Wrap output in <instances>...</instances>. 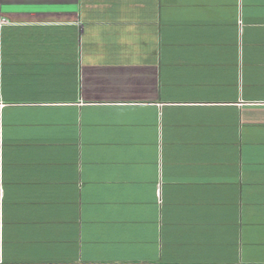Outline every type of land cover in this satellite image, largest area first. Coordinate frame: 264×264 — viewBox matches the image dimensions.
Masks as SVG:
<instances>
[{
    "label": "crops",
    "instance_id": "crops-1",
    "mask_svg": "<svg viewBox=\"0 0 264 264\" xmlns=\"http://www.w3.org/2000/svg\"><path fill=\"white\" fill-rule=\"evenodd\" d=\"M0 264H264V0H0Z\"/></svg>",
    "mask_w": 264,
    "mask_h": 264
},
{
    "label": "built area",
    "instance_id": "built-area-1",
    "mask_svg": "<svg viewBox=\"0 0 264 264\" xmlns=\"http://www.w3.org/2000/svg\"><path fill=\"white\" fill-rule=\"evenodd\" d=\"M5 21V20H4Z\"/></svg>",
    "mask_w": 264,
    "mask_h": 264
}]
</instances>
